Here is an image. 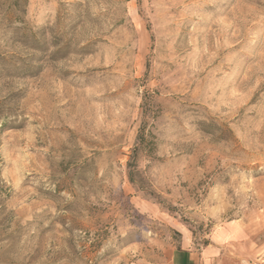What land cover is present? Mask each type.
Instances as JSON below:
<instances>
[{
    "label": "rangeland",
    "instance_id": "obj_1",
    "mask_svg": "<svg viewBox=\"0 0 264 264\" xmlns=\"http://www.w3.org/2000/svg\"><path fill=\"white\" fill-rule=\"evenodd\" d=\"M208 246L264 261V0H0V264Z\"/></svg>",
    "mask_w": 264,
    "mask_h": 264
},
{
    "label": "crops",
    "instance_id": "obj_2",
    "mask_svg": "<svg viewBox=\"0 0 264 264\" xmlns=\"http://www.w3.org/2000/svg\"><path fill=\"white\" fill-rule=\"evenodd\" d=\"M209 248L211 247L208 246L196 253L190 249H173L168 251L160 262L152 264H264L263 260L245 259L238 255Z\"/></svg>",
    "mask_w": 264,
    "mask_h": 264
},
{
    "label": "trees",
    "instance_id": "obj_3",
    "mask_svg": "<svg viewBox=\"0 0 264 264\" xmlns=\"http://www.w3.org/2000/svg\"><path fill=\"white\" fill-rule=\"evenodd\" d=\"M139 139H141V134L139 135V137H138ZM132 180H131V178H130V182H131ZM132 183V182H131Z\"/></svg>",
    "mask_w": 264,
    "mask_h": 264
}]
</instances>
